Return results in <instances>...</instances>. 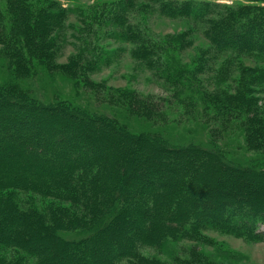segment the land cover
Wrapping results in <instances>:
<instances>
[{
  "label": "trees",
  "instance_id": "obj_1",
  "mask_svg": "<svg viewBox=\"0 0 264 264\" xmlns=\"http://www.w3.org/2000/svg\"><path fill=\"white\" fill-rule=\"evenodd\" d=\"M143 1L141 11L197 23L227 5L219 0ZM141 4L97 1L89 10L105 21L109 35L135 44L133 54L167 83L190 80L193 70L162 59L157 53L160 43L129 23L128 12ZM62 7L54 0H7L5 9L0 5V42L7 49L1 55L10 75L8 82L0 83V264H29V258L36 259L34 264H167L142 256L139 246L162 251L175 241L200 240L207 230L263 239L264 232L258 231L264 224L262 170L230 163L223 158L224 149L172 145L162 133L131 130L118 115L94 112L66 99L44 102L24 89L22 80L39 69L71 77L76 85L78 80L93 85L89 73L116 53L96 46L97 56H88L94 51L84 49L70 64H58V31H68L65 16L77 13V7ZM86 12L84 8L82 14ZM207 23L205 34L218 50L264 55V5L234 7ZM256 82L264 83V68L245 83ZM248 91L252 93L248 87L230 101L199 92L186 96L185 102L201 117L210 115L205 107L212 103L217 115L231 118L242 112L241 105L253 107ZM95 97L103 99L99 93ZM123 100L130 114L133 110L146 119L160 117L149 99L130 94ZM249 122L243 120L249 139L264 138L262 127L250 128ZM16 190L59 203L23 205ZM73 231L82 233L71 238L61 234ZM9 249L20 255L10 258ZM197 259L183 262L198 264Z\"/></svg>",
  "mask_w": 264,
  "mask_h": 264
},
{
  "label": "rangeland",
  "instance_id": "obj_2",
  "mask_svg": "<svg viewBox=\"0 0 264 264\" xmlns=\"http://www.w3.org/2000/svg\"><path fill=\"white\" fill-rule=\"evenodd\" d=\"M39 1L41 0H34L36 3ZM54 1L61 2L62 8L77 7V13L65 16L66 24L71 28L69 27L68 31H58L61 34L59 37L62 38L58 43V64H70L81 50L96 51V46L116 50V53H113L110 61L101 65L99 70L89 73L88 77L93 85L79 80L80 85H76L71 77L63 74L50 75L39 69L32 77L22 80V86L32 96L44 102L66 99L94 112L109 116L118 115L119 120L131 130L162 133L172 145L198 144L209 149H224L227 155L223 158L230 163L264 172V138L259 139L256 136L250 140V135L243 125V120L248 119L250 128L262 127L264 130V83H245L254 73L264 68V55L249 50H218L205 34L208 21L219 18L222 13L234 7L245 4L264 5V0H219L227 5L215 15L209 16L207 21L199 23L187 17L171 18L150 13L148 10L141 11L139 7H143L145 1L135 0L137 5L142 4L128 12L129 23L139 26L145 37L160 43L162 48L157 49V53L162 59L170 61L171 65L179 64L193 70L190 80H184L178 85L167 83L166 78L160 77L156 71L138 59L133 54L135 44L128 40H116L109 35L108 30L111 29L106 27L105 21H102V18L97 19L93 16L94 12L89 10L97 1L110 3L116 0ZM0 5L5 9L7 0H0ZM84 8L87 9L86 14H82ZM10 22V15H7L6 25H11ZM6 30L9 33L8 27ZM5 48L0 42V83H6L10 79L9 73L3 67L7 59L1 55L6 52ZM95 51L94 54L87 55L97 56ZM248 87L252 90V93H247L254 99L253 107L246 103L241 105L242 112H236L239 117L236 114L231 118L224 116V113L217 115L218 110L212 103H208L209 106L206 104L205 107L210 115L207 118L201 117L194 110L195 107L185 102L186 96L194 93L197 95L199 92L220 94L230 101L235 94ZM98 93L103 99L95 97ZM121 94L125 99L130 94L149 99L161 113L160 117L146 119L133 110L130 114ZM255 181L253 178L248 179L251 183ZM16 195L23 205L35 203L44 207L50 203H59L58 200L33 191L16 190ZM258 231L264 232V224L259 225ZM80 233L82 232L73 231L61 234L71 238L79 236ZM138 250L146 258L153 257L167 264H184L183 260L197 257L198 264H203L202 258L213 260L215 264H264V237L253 240L214 230L201 232L200 240L172 242L162 251L148 246H139ZM8 251L10 258H16L17 253V256L20 255L16 249ZM28 261L29 264H34L36 259L29 258ZM125 262L123 264H133L131 260Z\"/></svg>",
  "mask_w": 264,
  "mask_h": 264
}]
</instances>
